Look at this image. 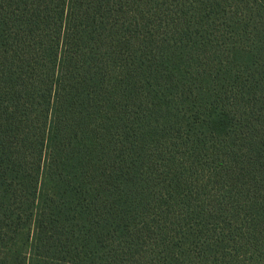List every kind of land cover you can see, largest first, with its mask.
Returning <instances> with one entry per match:
<instances>
[{
    "label": "trees",
    "instance_id": "16d2710c",
    "mask_svg": "<svg viewBox=\"0 0 264 264\" xmlns=\"http://www.w3.org/2000/svg\"><path fill=\"white\" fill-rule=\"evenodd\" d=\"M0 264H264V0H0Z\"/></svg>",
    "mask_w": 264,
    "mask_h": 264
}]
</instances>
